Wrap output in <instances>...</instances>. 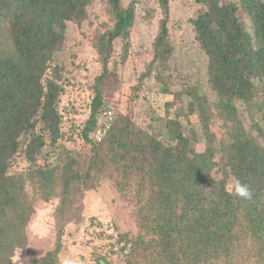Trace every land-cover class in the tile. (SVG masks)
Listing matches in <instances>:
<instances>
[{"label":"trees","instance_id":"1","mask_svg":"<svg viewBox=\"0 0 264 264\" xmlns=\"http://www.w3.org/2000/svg\"><path fill=\"white\" fill-rule=\"evenodd\" d=\"M197 1L191 22L212 95L197 82L174 89L182 79L171 71L170 0H158L163 19L152 61L134 90L154 78L171 97L157 118L163 126H141L126 111L98 141L91 134L119 84L114 43H123L127 61L139 4L106 0L113 25L94 44L101 72L80 130L90 148L83 155L61 143L72 139L62 126L73 109L61 110L71 84L55 55L68 24L85 22L95 0H0V264H16L20 250L31 253L27 228L37 203L55 198L62 217L56 246L31 264H60L69 212L106 180L134 207L139 224L135 236L118 234L122 246L114 253L125 264H264V0ZM195 121L203 151L193 146L200 137ZM236 179L249 186L251 200L227 191Z\"/></svg>","mask_w":264,"mask_h":264},{"label":"rangeland","instance_id":"2","mask_svg":"<svg viewBox=\"0 0 264 264\" xmlns=\"http://www.w3.org/2000/svg\"><path fill=\"white\" fill-rule=\"evenodd\" d=\"M130 0H124L127 5ZM237 1L238 0H227ZM201 4L197 0H170V39L174 46L171 58V71L179 75L182 82H176L174 89H179L180 83H195L200 85L202 92L212 95L207 82V56L196 40L192 20L198 17ZM163 13L158 0H139L138 15L132 36L129 40V57L122 63L123 43H114L111 68L117 69L119 84L112 96L106 97V103L114 111V119L129 112L141 126L149 124L163 126L157 123V118L164 114V104L171 97L160 93V85L154 78L147 79L141 90L135 93L134 87L139 85L140 76L147 71L152 61V46L158 35ZM113 21L106 0H95L88 9V18L81 25L69 23L66 30L64 49L55 55V62L65 72L70 84L61 96V110L64 106L73 109L65 113L63 132L71 140L61 143L67 147L76 148L83 155L90 148L80 134L91 113V104L95 96L92 86L100 75L101 64L94 47L96 37L112 27ZM188 98H186V103ZM241 117L249 126L247 114L240 107ZM105 114L99 119V127L105 126ZM110 122V123H111ZM109 123V124H110ZM74 124L77 128H74ZM194 127L200 137L193 144L198 151L205 149L202 140L201 126L196 121ZM98 130V129H97ZM94 140L96 134H91ZM25 164H22V169ZM60 198L50 202L38 201L36 214L30 222L27 233L29 249L16 253V264H31L52 250L57 243L61 226L59 215ZM70 217L72 218L70 220ZM139 224L134 207L125 202L112 181H103L95 190L85 191L77 200L63 225V250L61 259L68 257L75 264H125L118 252L121 246L117 244L118 234L130 232L137 235Z\"/></svg>","mask_w":264,"mask_h":264},{"label":"clouds","instance_id":"3","mask_svg":"<svg viewBox=\"0 0 264 264\" xmlns=\"http://www.w3.org/2000/svg\"><path fill=\"white\" fill-rule=\"evenodd\" d=\"M227 191L236 196L237 198L243 199V200H251L252 199V191L249 188V186L245 183H242L240 180L236 179L233 180L227 188ZM61 264H75V261L64 257L61 259Z\"/></svg>","mask_w":264,"mask_h":264},{"label":"built area","instance_id":"4","mask_svg":"<svg viewBox=\"0 0 264 264\" xmlns=\"http://www.w3.org/2000/svg\"><path fill=\"white\" fill-rule=\"evenodd\" d=\"M105 117L107 118V121L105 124L108 126L109 123L114 119V111L113 108H111L109 105L107 106V111L105 112ZM107 127L106 126H100L96 132V138L98 141H101L102 137L104 136V133L106 132Z\"/></svg>","mask_w":264,"mask_h":264}]
</instances>
